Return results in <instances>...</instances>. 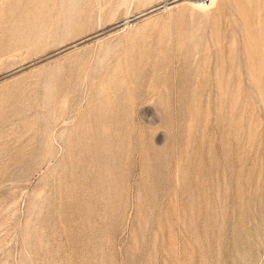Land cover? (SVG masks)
I'll use <instances>...</instances> for the list:
<instances>
[{"label": "rangeland", "instance_id": "374dc122", "mask_svg": "<svg viewBox=\"0 0 264 264\" xmlns=\"http://www.w3.org/2000/svg\"><path fill=\"white\" fill-rule=\"evenodd\" d=\"M0 264H264V0H0Z\"/></svg>", "mask_w": 264, "mask_h": 264}, {"label": "bare ground", "instance_id": "6f19581e", "mask_svg": "<svg viewBox=\"0 0 264 264\" xmlns=\"http://www.w3.org/2000/svg\"><path fill=\"white\" fill-rule=\"evenodd\" d=\"M210 1L212 2V0H210ZM194 5H195V7L200 8V9H202V8L205 9V7H207L202 2L194 3Z\"/></svg>", "mask_w": 264, "mask_h": 264}]
</instances>
